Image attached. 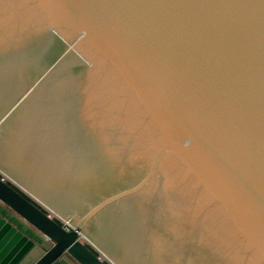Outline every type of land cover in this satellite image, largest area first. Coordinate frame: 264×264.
<instances>
[{"label":"water","instance_id":"water-1","mask_svg":"<svg viewBox=\"0 0 264 264\" xmlns=\"http://www.w3.org/2000/svg\"><path fill=\"white\" fill-rule=\"evenodd\" d=\"M0 169L35 264H264V0H0Z\"/></svg>","mask_w":264,"mask_h":264},{"label":"crops","instance_id":"crops-1","mask_svg":"<svg viewBox=\"0 0 264 264\" xmlns=\"http://www.w3.org/2000/svg\"><path fill=\"white\" fill-rule=\"evenodd\" d=\"M45 246L38 231L0 203V264H35Z\"/></svg>","mask_w":264,"mask_h":264},{"label":"rangeland","instance_id":"rangeland-1","mask_svg":"<svg viewBox=\"0 0 264 264\" xmlns=\"http://www.w3.org/2000/svg\"><path fill=\"white\" fill-rule=\"evenodd\" d=\"M0 172L2 173V175L4 176V177H6V179L9 181V180H13L14 182H17V181H15L13 178H11L9 175H7L5 172H3L1 169H0ZM19 184V183H18ZM42 202V201H41ZM44 204V203H43ZM48 208H50V207H48ZM49 210V209H48ZM52 210V209H51ZM49 213H50V211H48ZM53 212H55V211H53ZM56 213V212H55ZM58 216H60L58 213H56ZM51 215L53 216V217H55V218H57L58 220H60L55 214H53V213H51ZM64 220H66V219H64ZM68 222V221H67ZM70 225V224H69ZM71 226V225H70ZM67 227H69L68 225H67Z\"/></svg>","mask_w":264,"mask_h":264},{"label":"trees","instance_id":"trees-1","mask_svg":"<svg viewBox=\"0 0 264 264\" xmlns=\"http://www.w3.org/2000/svg\"><path fill=\"white\" fill-rule=\"evenodd\" d=\"M8 183H9V182H8ZM9 185L12 186V187H13L15 190H17L18 192H20L19 189H17V188H16L15 186H13L11 183H9ZM20 193H22V192H20ZM22 195H24L26 198H28V200H30L32 203H34L33 200H31V199H30L29 197H27L25 194L22 193ZM34 204H35V203H34ZM35 205H37V204H35ZM38 207H39V206H38ZM40 208H41V207H40ZM58 222H59V221H58ZM59 223H60V222H59ZM60 224H61V223H60ZM88 247H89L94 253H96L95 250H94L93 248H91L89 245H88Z\"/></svg>","mask_w":264,"mask_h":264}]
</instances>
